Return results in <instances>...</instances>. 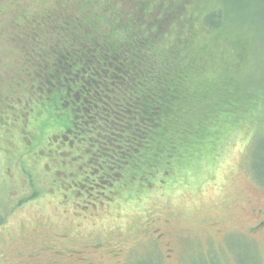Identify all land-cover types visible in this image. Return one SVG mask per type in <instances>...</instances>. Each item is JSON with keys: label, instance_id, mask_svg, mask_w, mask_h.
Listing matches in <instances>:
<instances>
[{"label": "trees", "instance_id": "trees-1", "mask_svg": "<svg viewBox=\"0 0 264 264\" xmlns=\"http://www.w3.org/2000/svg\"><path fill=\"white\" fill-rule=\"evenodd\" d=\"M31 2L26 11L0 0V71L12 92L0 96V199L12 167L32 188L18 206L39 196L48 168L47 182L70 180L76 196L140 197L191 168L202 174L248 131L246 166L264 184L258 27L242 37L244 11L261 0H206L201 11L187 0Z\"/></svg>", "mask_w": 264, "mask_h": 264}, {"label": "rangeland", "instance_id": "rangeland-1", "mask_svg": "<svg viewBox=\"0 0 264 264\" xmlns=\"http://www.w3.org/2000/svg\"><path fill=\"white\" fill-rule=\"evenodd\" d=\"M187 1L198 11L207 5L206 0ZM21 2L27 11L29 5ZM244 16H249V25L242 27L245 40L253 36L251 27H258L252 75L261 76L264 85V0ZM5 34L1 28L0 45L7 42ZM12 50L11 60L19 51L17 43ZM2 63L3 57L0 67ZM7 80L5 70L0 71V87ZM9 84L0 90L1 97L12 93ZM46 119L41 117L40 128ZM63 123L57 119L51 124ZM248 132L231 135L202 174L191 168L173 175L166 186L156 184L140 197L124 200L98 196L94 189L76 196L70 180L54 177L50 185L48 168L39 173V196L18 206L32 188L16 182L20 174L12 167L0 199V264H264V226L258 227L264 184L255 182L246 166ZM253 172L263 180V170Z\"/></svg>", "mask_w": 264, "mask_h": 264}, {"label": "flooded vegetation", "instance_id": "flooded-vegetation-1", "mask_svg": "<svg viewBox=\"0 0 264 264\" xmlns=\"http://www.w3.org/2000/svg\"><path fill=\"white\" fill-rule=\"evenodd\" d=\"M263 218L259 221V225H258V227H262V226H264V211H263ZM259 229V228H258ZM257 230V229H256ZM256 230H254V228L253 229H251V231L253 232V231H256ZM251 233V232H250Z\"/></svg>", "mask_w": 264, "mask_h": 264}]
</instances>
